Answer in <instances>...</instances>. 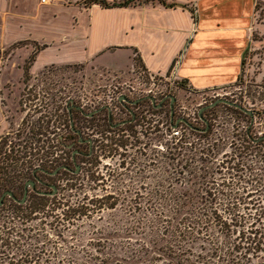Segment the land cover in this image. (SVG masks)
Segmentation results:
<instances>
[{
    "label": "rangeland",
    "instance_id": "374dc122",
    "mask_svg": "<svg viewBox=\"0 0 264 264\" xmlns=\"http://www.w3.org/2000/svg\"><path fill=\"white\" fill-rule=\"evenodd\" d=\"M13 36L17 37V34L14 32L7 34L8 38ZM0 48V100L6 118L5 129L0 132V137L4 141L0 146L2 152L0 166H5L6 169L14 167L18 173L28 174L26 179L21 177V185V181L17 182V187L13 190L17 198L22 196L25 181L34 180L31 176L33 170L45 166L51 171L56 165L63 164L74 168L71 157L73 150L77 149L83 154L74 156L76 164L80 165L75 177L85 185L90 184L95 188L88 191L89 193L101 194L102 186L114 190L113 186L122 188L133 183L137 195L134 192H127V196L132 194L133 201H144L148 186H153L160 180L161 160L165 152L164 140L170 136L167 130L171 110L170 96H174L173 118L184 117L198 128L206 126L209 129L206 136L215 142L218 149L216 161L219 162L226 157L229 162L223 164L222 172L226 170L227 165H232L234 169L231 171L236 173L234 181L238 175L246 177L251 171L257 175L253 182L255 189L249 187L244 191L241 187L236 189V196L245 198L247 202L250 200L255 205L251 207L249 203L248 209H243L244 204L240 203L235 209L240 213H253L255 210L258 213L261 208V217L257 225L264 228V141L250 145L251 153L241 162L244 165L239 164L237 158L231 159L234 148L240 144H248L244 141L248 136L254 139L264 138V3L258 2L255 5L249 43L243 54L237 78L231 84L207 90H192L169 74L150 77L138 62L122 72L94 67L89 63H77L50 64L38 71H30L29 68L25 74L24 64L31 55H35L40 45L31 41H15L8 44L0 43ZM120 95H125L130 100L151 95L155 96L156 103L163 99L165 104L160 110L154 109L150 101L130 106L134 119L128 124L112 128L106 122L105 107L111 110L112 123L131 118V114L118 103ZM219 98L253 110L252 121L249 115L238 108L220 102L201 111L202 117L207 121L206 125L198 116V112L202 106ZM71 104L80 106L83 113L71 111ZM67 107L71 121L80 130L81 137L91 139L90 145L88 142L77 143L76 134L70 132L66 123L69 115ZM98 108L102 110L96 112L92 118L85 115ZM49 113L52 115H48ZM47 117L51 120L49 132L45 131ZM38 129L43 133L40 138L46 139L47 142L32 144V154L28 153L29 150L25 151L26 149L25 154L21 153L23 140L30 142L32 139L28 138L33 137ZM133 131L141 141L140 144L132 147L129 143L124 146L118 145L116 148L119 153L108 151L111 141L120 142L123 138L131 140ZM181 133L186 136L190 131L182 128ZM59 136H64L63 143L57 141ZM72 142L73 148H67L66 145ZM7 155L11 156L12 160L6 159ZM132 157L139 165L131 163ZM126 168H133L139 172L144 170V173L142 172L139 178H129L131 173L120 175V172H127ZM36 176L45 183L35 181L34 186L37 190L50 191V184H53L59 194L63 193V188L75 179L70 172L62 169L55 175L37 172ZM0 177L1 181L3 177L2 175ZM244 180L239 182L240 186L246 185ZM236 186L235 184L225 186L222 197L233 196ZM32 194L33 190L29 186L27 198H31ZM4 199L9 203V197ZM130 212L125 203L118 205L116 210H105L102 213L105 220H97L94 217L92 226L87 223L81 226L83 231L89 230L94 233L93 235L85 234L80 241L69 239L65 246L71 249L82 247L87 250L94 244L102 246L96 242L101 236L96 232L106 227L107 232L112 234L113 227H116V219L119 227L125 228L130 225ZM224 215H227V212ZM88 236L91 238L88 239ZM257 256L251 258V261L247 260V264H264V245H260Z\"/></svg>",
    "mask_w": 264,
    "mask_h": 264
},
{
    "label": "trees",
    "instance_id": "16d2710c",
    "mask_svg": "<svg viewBox=\"0 0 264 264\" xmlns=\"http://www.w3.org/2000/svg\"><path fill=\"white\" fill-rule=\"evenodd\" d=\"M135 1L137 0H91L103 7L127 6ZM157 1L164 3V0ZM34 57L35 55H31L24 64L25 74ZM71 111L81 113L73 105ZM48 115L51 116L52 113ZM107 118L106 122L111 127ZM130 119L133 120L134 117ZM70 120L71 117L67 115V126L75 135L70 127ZM174 121L169 116L167 130L170 136L164 140L165 152L161 160L160 180L153 186H148L144 201H133L132 194L127 196V192L137 193L133 183L122 188L113 186L114 190L102 186L101 194H91L88 191L95 188L79 181L75 177L78 172L72 173L65 169L62 170L70 172L75 179L63 188L64 192L61 194L55 186L56 192L53 195L38 194L35 188L32 197L26 198L24 203H17L11 197L5 196L9 197V203H6L4 197L0 205V264H247V260L257 258L260 245H264V228L257 225L262 209L259 207L258 213L256 210L253 213H240L235 209L240 203L244 204L243 209H248L249 203L251 207L255 205L250 200L247 202L245 198L236 196V189H255L253 182L257 175L251 171L246 177L238 175L234 181L236 173L231 171L234 169L232 165H227L222 172L227 158L216 161L218 149L215 142L206 136L209 129L204 126L199 128V133V130H193L181 123L179 126L189 129L190 133L186 136L182 133L175 136L171 130ZM45 126V131L51 127L48 117ZM74 128L78 129L75 126ZM40 135L43 133L38 129L33 137L28 138L32 139L30 142L23 140L21 153L25 154L26 149L25 151L29 150L28 153L32 154V144L47 142ZM131 136V140L123 138L120 142L111 141L109 146L106 145L108 151L119 153L116 148L118 145L129 143L132 147L141 143L134 131ZM63 139L64 136L57 137L59 143ZM75 139L77 143H81L77 134ZM244 141L248 144H240L231 155V159L237 158L239 164H243L242 160L247 159L246 156L251 153L250 145H256L264 141V138L254 139L248 136ZM3 143V138L0 137V146ZM70 144L73 148V142ZM77 151L75 155L83 154ZM6 157L12 160L11 156ZM131 161L133 164L139 163L134 157ZM56 167L57 165L54 169ZM40 169L49 171L45 166ZM126 169L127 172L119 174L131 173L129 178H139L144 173V170L139 172L133 168ZM16 170L14 167L6 169L5 166H0V176L3 177L0 181L1 194L10 190L15 196L13 190L17 187V182L27 178V172L22 174ZM33 171L31 176L36 182H39L35 179H38L37 171L47 174L42 170ZM242 179H245L244 187L239 184ZM21 183L22 181L20 185ZM234 184L237 186L233 190V196L222 197L224 187ZM122 203L131 211L130 225L121 228L116 219L112 234L107 232L106 227L99 229L96 234L101 236L96 242L102 246L94 244L90 250L65 246L69 239L80 241L85 234L93 235L89 230L83 231L81 226L85 223L90 226L94 223V217L105 220L102 213L105 210H116ZM225 212L227 215H224ZM93 230L92 227L91 231ZM90 238L91 236L88 239Z\"/></svg>",
    "mask_w": 264,
    "mask_h": 264
},
{
    "label": "crops",
    "instance_id": "0c3cea01",
    "mask_svg": "<svg viewBox=\"0 0 264 264\" xmlns=\"http://www.w3.org/2000/svg\"><path fill=\"white\" fill-rule=\"evenodd\" d=\"M258 2L264 0H137L110 7L91 0H0V43L39 44L30 71L89 63L122 72L138 62L151 76L169 74L192 90H207L237 78ZM5 125L0 100V132Z\"/></svg>",
    "mask_w": 264,
    "mask_h": 264
},
{
    "label": "water",
    "instance_id": "95a60500",
    "mask_svg": "<svg viewBox=\"0 0 264 264\" xmlns=\"http://www.w3.org/2000/svg\"><path fill=\"white\" fill-rule=\"evenodd\" d=\"M148 98L150 99V101H151V103H152V106H153L154 108H158V107H159L160 104H158V103L156 104V103H155V99H154L152 96H148ZM122 100H125V101H127V102H129V103H134V102H135V100H127V98H126L125 95H121V96H119V101H122ZM174 100H175V97H174V96H170V104H169V105H170V108H171V110H170V118H171V120L173 119V109H172V107H173V101H174ZM220 102L225 103V104H227V105L234 106L235 108L240 109L241 111H243V112H245L246 114L250 115V118H251V121H252V118H253V111H252V110L247 109V108H244V107H242L241 105L236 104V103H234V102H230V101H228V100H226V99L219 98V99L215 100L214 102H212V103H210V104H207V105H205V106H202V107L200 108L199 112H198V116H199V117H200V118L206 123V125H207V121L202 117V115H201V111H203V110H205V109H207V108H210V107H212V106H214L215 104L220 103ZM75 108H76V109H79V110L81 109L80 106H75ZM108 109H109V108H108ZM67 110H68L69 117H70L69 107H67ZM95 111H97V110H93V111H91V112H88V113H86L85 115L89 117V116H91ZM129 111H130V114L133 116V112H132L130 109H129ZM81 112L83 113V111H81ZM119 123H122V122H119ZM119 123H117V124H111V127H113V126H115V125H118ZM181 123L185 124L186 126H188L189 128H191V129H193V130H199V131H201V129L195 127L191 122H189V121H188L186 118H184V117H177V118L175 119L174 123L171 124V127H177V126H179V124H181ZM70 127H71V130H72L73 132H75V133L79 136V139H78L79 142H81V143H82V142H88L89 145L91 144V139H89V138H88V139H83V138L81 137V132H80V130L74 128L73 122H72L71 120H70ZM71 146H72V144H67V145H66L67 148H71ZM75 153H78V151L74 149L73 152H72V157H71V158H72V161H73L74 169H71L68 165H60V166H57V167H56L54 170H52V171H45V170L40 169V168H39V170H42L43 172H45V173H47V174H49V175H55L59 169H65V170H68V171H70V172H72V173H77V172H79L80 165H79V164H76V162H75V157H74ZM34 171H35V170H34ZM34 171H33V172H34ZM34 183H35V181H34V180H30V179L25 181L24 186H23V194H22L21 198H17L16 196H14L13 193H12V191H10V190H5V191H3L2 194L0 195V205H1V203H2V199H3L5 196H9V197H11V198H12L14 201H16L17 203H24L25 200H26V198H27L28 187L30 186L32 190H35ZM50 187H51V189H52L51 191L35 190V192L38 193V194H41V195H53V194L56 192V187H55V185H53V184H50Z\"/></svg>",
    "mask_w": 264,
    "mask_h": 264
},
{
    "label": "flooded vegetation",
    "instance_id": "af4514ba",
    "mask_svg": "<svg viewBox=\"0 0 264 264\" xmlns=\"http://www.w3.org/2000/svg\"><path fill=\"white\" fill-rule=\"evenodd\" d=\"M149 96V95H148ZM148 96H143V97H141V98H138V99H136L135 100V102L134 103H129V102H127V101H125V100H122V101H119V98H118V103L120 104V106L123 108V109H125L126 111H128L129 113H130V111H129V107L130 106H133V105H138L140 102H144V101H150V99L148 98ZM126 98H127V100H130L127 96H126ZM156 100V99H155ZM151 102V101H150ZM165 102V100H161V101H158L157 103L158 104H160L159 105V107L158 108H162L163 106H164V103ZM129 105H127V104ZM75 107V106H74ZM105 109H106V111H107V117L109 118H107L108 120V122H110L111 124H117V123H112L111 122V110H110V108L108 109V107H105ZM100 110H102V108H98L97 109V111H95L94 113H96V112H98V111H100ZM131 117H133L132 115H131ZM130 121H132V119H127V120H123V121H120V122H122V123H119L118 125H115V126H113L112 128H114V127H117V126H119V125H122V124H125V123H127V122H130ZM80 153H82L81 151H80ZM79 155V154H78ZM63 165H67V164H63ZM35 172V171H34ZM37 172H39V171H37ZM36 180H38L39 182H41V180L38 178H35Z\"/></svg>",
    "mask_w": 264,
    "mask_h": 264
},
{
    "label": "built area",
    "instance_id": "2783aa9c",
    "mask_svg": "<svg viewBox=\"0 0 264 264\" xmlns=\"http://www.w3.org/2000/svg\"><path fill=\"white\" fill-rule=\"evenodd\" d=\"M41 1H44V0H41ZM146 73V72H145ZM147 74V73H146ZM148 76L150 77H154V76H151L150 74H147ZM121 96V95H120ZM151 96V95H149ZM154 99H155V96H152ZM119 98V97H118ZM163 100V99H162ZM156 101V100H155ZM156 103V102H155ZM157 104V103H156ZM152 105V103H151ZM153 107V106H152ZM109 108V107H108ZM154 108V107H153ZM154 109H157V108H154ZM181 126H177V127H171V130H172V135H179L181 133Z\"/></svg>",
    "mask_w": 264,
    "mask_h": 264
}]
</instances>
